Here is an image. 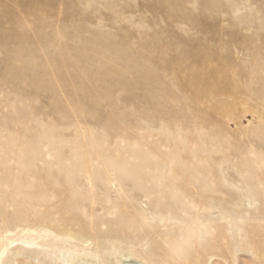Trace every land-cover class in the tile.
<instances>
[{
    "label": "rangeland",
    "instance_id": "obj_1",
    "mask_svg": "<svg viewBox=\"0 0 264 264\" xmlns=\"http://www.w3.org/2000/svg\"><path fill=\"white\" fill-rule=\"evenodd\" d=\"M0 264H264V0H0Z\"/></svg>",
    "mask_w": 264,
    "mask_h": 264
},
{
    "label": "bare ground",
    "instance_id": "obj_2",
    "mask_svg": "<svg viewBox=\"0 0 264 264\" xmlns=\"http://www.w3.org/2000/svg\"><path fill=\"white\" fill-rule=\"evenodd\" d=\"M0 263H1V260H0Z\"/></svg>",
    "mask_w": 264,
    "mask_h": 264
}]
</instances>
